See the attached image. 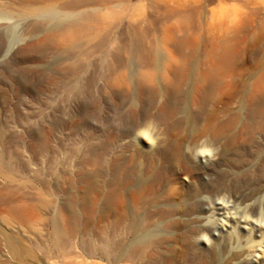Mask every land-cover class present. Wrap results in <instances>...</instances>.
<instances>
[{"label": "rangeland", "instance_id": "1", "mask_svg": "<svg viewBox=\"0 0 264 264\" xmlns=\"http://www.w3.org/2000/svg\"><path fill=\"white\" fill-rule=\"evenodd\" d=\"M72 1L78 34L71 48L47 44L24 60V68L34 69L25 90L0 84V264H161L164 248L157 243L123 253L132 237L129 219H102L104 180L115 185L124 166L151 161L136 137L157 127L161 92L138 77L155 61L160 74L175 76L214 54L215 63L253 71L229 94L259 95L264 0ZM254 179L264 184V172L245 181ZM161 186L152 204L138 205L140 212L165 199ZM187 218L192 228L193 215ZM184 248L183 264H240L228 239L217 243L219 256L190 238Z\"/></svg>", "mask_w": 264, "mask_h": 264}, {"label": "bare ground", "instance_id": "2", "mask_svg": "<svg viewBox=\"0 0 264 264\" xmlns=\"http://www.w3.org/2000/svg\"><path fill=\"white\" fill-rule=\"evenodd\" d=\"M72 7V0H0V84L25 90L34 69L24 68V60L38 56L47 44L71 48L78 34ZM199 58L176 68L175 76L160 74L163 70L153 61L149 71L134 78L141 85H158L161 92L157 127L148 125L136 137L146 143L148 152L141 154H149L151 161L124 166L115 185L113 179L104 180L102 219H129L132 237L123 253L157 243L164 248L158 254L161 264H183L186 238L218 256L217 243L228 239L236 244L232 256L240 264H264V184L245 181L264 172V78L255 81L259 95L236 98L229 90L248 84L253 71L215 63L214 54ZM157 183L165 199L152 205L149 214L140 212V203L152 204ZM188 214L194 218L192 228L186 226ZM259 254L263 259L258 262L253 256Z\"/></svg>", "mask_w": 264, "mask_h": 264}]
</instances>
